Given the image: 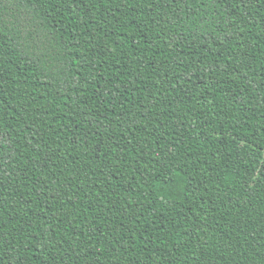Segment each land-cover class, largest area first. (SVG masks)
<instances>
[{
    "label": "trees",
    "instance_id": "1",
    "mask_svg": "<svg viewBox=\"0 0 264 264\" xmlns=\"http://www.w3.org/2000/svg\"><path fill=\"white\" fill-rule=\"evenodd\" d=\"M0 264H264V0H0Z\"/></svg>",
    "mask_w": 264,
    "mask_h": 264
}]
</instances>
